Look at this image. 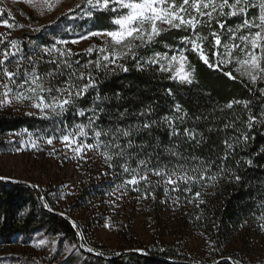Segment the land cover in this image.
Wrapping results in <instances>:
<instances>
[{
    "label": "trees",
    "instance_id": "1",
    "mask_svg": "<svg viewBox=\"0 0 264 264\" xmlns=\"http://www.w3.org/2000/svg\"><path fill=\"white\" fill-rule=\"evenodd\" d=\"M217 2L221 4L223 0ZM255 2L258 4L259 0ZM176 3H182V0H176ZM228 3H235V0H228ZM230 11L231 9L225 7V14L221 16L220 9L217 8L210 21L207 16L200 17L201 22L195 29L196 34L206 38L198 43L202 44L210 63L216 60L213 55L215 51L223 54L225 44L240 45L232 50V63L221 65L223 71L204 64L199 54L191 49V45L183 42L185 36L193 37V30L189 27L164 28L152 44L135 50L136 60L131 59L130 53L117 59L116 64H122L128 71L117 68L115 74L111 71L105 74L103 67L97 70L95 66L98 58L109 55L113 44L99 47L95 43L90 46H94L90 55L86 53L88 47L83 50L73 49L70 56L62 57L55 52L50 56L37 46L50 48L56 44L55 33L62 27H49V30L38 35H28L30 38L24 42V47L19 53L21 59L18 57L15 60L17 56L10 55L11 59L5 64L12 66L10 71L16 72L14 64L22 63L16 76L24 77L26 71H32L35 62V70L41 77L40 82L45 89L52 88L51 94L47 91L40 93L44 100L56 96V89L65 87L69 77L73 85L82 86L87 83V76L91 72L98 87L89 88L87 93L76 100V111L69 108L63 117L45 119L29 114H5L0 108V151H13L15 144L6 141L5 137L23 129L50 136L57 127L66 126V129L71 130L75 124H84L85 131L94 139V133L87 125L88 118L93 114L90 110H95L98 119L92 127L102 132L101 147L112 157L108 162L112 167L111 171L116 175L132 177L134 173L131 169L134 168L143 174L145 166L139 165L141 159L145 160L149 168L164 165L171 167L178 157L172 155L169 149H174L185 157L195 155L206 162L215 161L209 175L218 171V166H222L226 170L222 178L218 179L214 186H207L204 182L203 187L192 184L190 194L200 191V199L204 200L201 205L200 223L215 248L211 257L216 260L213 264H236L234 261L220 260L223 248L244 222L264 211V79L258 75V79L253 83L247 76H242L236 71L239 67L236 59H244L240 51L244 47L240 37L259 30L240 28L237 31V27L243 24L245 18L251 21L258 17V7L248 8L246 17L244 14L230 16ZM112 18L110 9H101L86 19L84 26H88L87 31L111 30L114 28ZM220 23L224 24L223 29L219 27ZM229 29H232V32H229ZM212 32L220 37L221 45L218 49L214 47V37L210 34ZM233 33L235 39H232ZM65 36H69V33ZM105 47L109 51L103 54L98 51L99 48ZM179 49H182L187 57V70L194 69L191 84L172 79L173 71H161L159 63L146 64L147 58L156 52L161 55L174 54ZM259 52L260 49L257 48L255 53ZM63 60H67L71 67L61 63ZM138 60L140 68L137 67ZM89 61L93 63L89 68H84L83 65ZM103 63L102 61V66ZM116 64L110 67L116 68ZM263 65L264 60L261 61V67ZM229 71L235 79L225 75ZM48 72L54 75L45 78ZM81 72L85 76L83 80L78 79ZM97 95L100 99H96ZM233 101L241 103H233L232 108H228L227 104ZM245 101L247 107L244 106ZM177 105L180 106V111L176 110ZM78 110H84L85 115L80 116ZM250 114L255 118L251 129L247 127ZM61 120L64 124H61ZM145 123L150 127L145 129ZM117 129L128 130L131 135L124 137L116 131ZM105 132L108 135H104ZM188 133L194 134V138H190ZM244 134L249 137L247 142L243 141ZM58 135L59 133H56V136ZM113 136L116 138L113 139ZM129 140L131 147H128ZM225 141L232 145L231 149L227 148ZM117 144L124 150L122 156L117 155L120 151V148L116 147ZM226 152L228 159L223 160ZM249 159L252 161L251 165L246 163ZM125 164L129 168L128 172L123 171ZM232 173L240 177L238 182L232 178ZM148 176L155 177L151 173ZM178 183L179 190L176 194L186 195L184 189L187 185ZM140 186L142 191L157 196L165 192L164 185L157 182L151 185L142 182ZM102 194L101 187L88 186L84 189L81 199ZM53 206L48 190L0 179V246L26 242L39 233L58 237L61 243L69 246L77 245L80 240L77 228L68 218L54 210ZM83 253L85 264H195L185 261L182 255L169 246L147 249L143 253L128 251L111 257ZM74 257L79 256L72 253L66 261L71 264L78 263Z\"/></svg>",
    "mask_w": 264,
    "mask_h": 264
},
{
    "label": "rangeland",
    "instance_id": "2",
    "mask_svg": "<svg viewBox=\"0 0 264 264\" xmlns=\"http://www.w3.org/2000/svg\"><path fill=\"white\" fill-rule=\"evenodd\" d=\"M217 1L215 0V3L219 5ZM92 2L95 4L96 0ZM48 3L53 5L52 11L47 10L44 0H0V9H3L0 11V41H2L0 52L15 51L17 56L15 60H17L24 42L30 38L28 35H38L49 30V27L57 26L62 28L60 30L58 28L55 33L56 41L61 39L69 41L67 45L56 43V47L60 49L83 50L95 43L99 47L112 44L111 38L106 36L91 37L76 44L71 43L82 33L89 32L88 26H84V21L92 15L88 16L87 13L93 14L98 11L93 9L87 0H48ZM168 3H172V0H168ZM192 3L189 2V6H186L185 18L191 15L200 20L201 16L190 6ZM113 6L110 0L109 9ZM70 8L75 12L69 14ZM209 10L201 8V11ZM127 11L117 7V11L112 12V19L126 14ZM73 15L75 19L71 18ZM3 20H8L15 26L8 28L3 24ZM19 25L24 27L21 28ZM159 26L163 29L170 28L167 24ZM117 29L118 26L114 25L111 30ZM66 33H69V36H65ZM13 40L17 42L18 50L10 47V42ZM37 47L44 49L43 46ZM117 47L127 51L123 47ZM180 53H183L182 49L167 56L169 58L173 55L179 56ZM159 64H163L165 68L168 66L167 61L164 60ZM22 65L18 62L14 64L15 68H20ZM3 67H7L8 70L12 68L6 64ZM3 67L0 69L2 112L31 113L29 115L44 117L39 109L32 106V101L20 102L14 99V94L26 91L30 81L29 84H24L25 76H15L13 77L15 82L12 83L3 76ZM178 67V63L172 65L174 74ZM185 71H188L186 65ZM22 84L24 87H20ZM4 85L11 89L6 96ZM4 100L13 102L8 104L4 103ZM50 100L43 102L49 103ZM48 115L50 116L51 113L48 112ZM23 130L9 133L5 137L6 141L15 145L11 152L0 151V179L48 190L54 205L53 209L73 223L78 230L80 240L77 245L69 246L64 242L61 243L58 237L39 233L29 241L0 246V264H71L66 259L72 253L79 256L74 257L78 261L76 264H85L83 252L100 257H111L128 251L143 253L147 249L164 246L173 248L188 262L195 264L216 262L211 259L215 253L213 242L209 234L201 228L200 197L196 198L195 194L190 192L186 195H178L177 191H173L172 186H169L167 194L164 192L161 196H157L150 193L144 198L145 192L140 186L144 181H140L135 187L131 185L120 187L132 177L116 175L112 172V167L102 155L104 151L101 146L81 154H74L61 142L60 134L49 145L46 142L49 136L46 134L44 139H40L41 133L28 131L33 134L29 137ZM83 139L79 137L80 141ZM32 141L37 145L35 148L32 147ZM86 142L95 144V140L89 134ZM148 179L151 184L160 181L159 184L165 187L162 179L157 176H148ZM88 186L101 187L103 194L81 199L84 189ZM261 216H264V211H260L251 220L243 223L223 248L220 260L234 261L236 264L264 263V228L261 227L264 225V220L260 219ZM41 240H47L48 243L40 244ZM89 248L93 251H88Z\"/></svg>",
    "mask_w": 264,
    "mask_h": 264
},
{
    "label": "snow or ice",
    "instance_id": "3",
    "mask_svg": "<svg viewBox=\"0 0 264 264\" xmlns=\"http://www.w3.org/2000/svg\"><path fill=\"white\" fill-rule=\"evenodd\" d=\"M87 2L89 5L92 6L93 9L96 10L109 9L110 0H102V2L101 0H96L95 4H93L92 0H87ZM44 3L47 5L48 11L53 10V5L51 3H48V0H44ZM112 3L114 5L110 9V11L112 12H116L117 7H119L120 9L128 10L126 14L118 15L117 18L111 20V23H113L115 26H118L117 30H90L87 33H82L77 39H73L71 41L72 44H76L79 43L81 40H87L91 37H110L111 42L113 44V48L109 52V55H102L101 58H98L95 61L96 69L99 70L101 69V67H103V71L105 72V74H107L109 71L115 74L117 68L125 72L128 71V69L122 64H116L117 59L121 58L122 56H127L130 53L131 59L136 60L137 56L135 50L139 47H146L152 44L154 42V38L159 36L161 32L164 31V29L159 25L167 24L170 28L175 29H180L181 26L191 28L193 30V37L185 36L183 38V42L185 44L191 45V49L199 54L200 59L203 61L204 64L208 65L211 68L220 69L221 71H223L221 65H227L232 63V50L240 47V45L238 44H225L223 46V54H221L218 50L215 51L213 55L216 57V60L214 63H210L208 56L203 50L202 44L197 42L206 39L205 37L199 36L195 32L197 24L201 21H199L196 16L191 15L188 18H185V13L187 12L186 6H189V0H182V3H180L179 5H177L176 0H172V3H168V0H139V2H136V0H112ZM190 6L191 8L195 9L199 16H207L209 18V21L213 18V13L216 12L217 8L220 9L219 15L221 16L225 14L223 12V9L225 7H228L229 9H231L228 15L236 16L238 14H244L246 17L248 8L258 7V17H254L251 21L245 18L243 20V24L237 27V31H239L240 28H257L259 30L255 31L254 34L250 32L248 35L240 37V41L244 45V47L240 49V51L244 55V59H236V64L239 66L236 68V71H238L242 76H247L248 79L253 83H255V81L258 79V75L259 78L264 79V67H261V61L264 60V0H259L258 4L255 2V0H252V2H250V0H235V3L232 4H229L228 0H223V3L219 5L215 3V0H207V2H202V0H193V3ZM77 7H79V5ZM202 7L204 9L210 10L206 12L201 11ZM0 11H3V9H0ZM74 12V9H69V14H72ZM87 15L91 16L92 13L88 12ZM66 18L68 17L66 16ZM71 18L75 19V16L73 15L71 16ZM217 22L219 23V21ZM3 24L6 25L8 28H13L15 26L13 24H10L8 20H3ZM19 27L23 28L24 25H19ZM219 27L223 29L224 24L220 23ZM229 32H232V29H229ZM210 34L214 37V47L218 49L221 45L219 35H217L215 32H212ZM232 39H235L234 33L232 35ZM126 41L127 43H125ZM136 41L140 42L139 45L135 43ZM56 43L67 45L69 41L61 39L56 41ZM249 45L251 46V50H249ZM117 46L123 47L124 49H127V51L121 52ZM10 47L12 49H17V42L15 40L11 41ZM257 48L260 49L259 54L255 53V50ZM93 50L94 46L89 47L86 50V53L90 55ZM42 51L48 53L50 56L54 52L59 53V55L62 57L72 55L70 48L60 49L57 48L55 44L50 48H44ZM98 51L103 54L104 52L109 50L105 47L99 48ZM15 54V51L9 52L8 50L0 52V56H2V59H0V67L5 65V62L8 61L10 55L15 56ZM161 60L167 61L168 65L167 68H165L164 65L161 64V71H171L172 65L174 63H178L179 67L176 69L172 79L178 78L181 83L191 84L193 82L194 69H192L191 71H185L187 57L183 53H180L179 56L173 55L169 58L167 54H164L162 56L160 53L156 52L151 57L147 58L146 64H157L160 63ZM102 61L104 62L103 66ZM61 63L67 64V60H63L61 61ZM76 63H79V61H76ZM92 63V61H89L88 63L84 64L83 67L89 68ZM33 64L34 66L32 68V71L25 72L24 84H29L30 81L29 86L27 87L25 92H18L14 94V99L20 102H23L24 100L32 101V106L34 108L39 109L41 115L44 116L45 119L63 117V115L68 111L69 108H72L75 112L76 100L81 98L85 93H87L89 88L94 89L98 87L96 78L91 74V72L87 76V83L83 84L82 86L73 85L71 83V77H69L67 85L63 88L58 87L56 89L57 95L51 97L49 103H44V97L40 95V93L47 91L49 94H51L52 88H44L43 83L40 82L41 77L35 70V62H33ZM113 64H116V68L110 67ZM67 66L71 67L70 64H67ZM137 67H141L139 60L137 61ZM19 71V67H17L16 72L9 71L7 67H3L2 74L5 78L14 83L15 81L13 80V77L18 75ZM53 75L54 73L48 72L45 74V78L52 77ZM225 75L229 76V78L235 79V77L232 76L231 71L226 72ZM78 79H85L83 72L80 73ZM24 84L20 85V87H24ZM4 87L6 89V96L8 92H11V89H9L7 85H4ZM96 99H100L99 95H97ZM3 102L11 104L13 101L4 100ZM233 103H241V101L230 102L227 104V107L232 108ZM243 103L244 106L247 107V102L245 101ZM176 110L180 111L179 105L176 106ZM90 111H92L93 114L88 118L89 123L87 125V128L91 129L94 133L95 144H89L86 142L88 139V133L85 131L86 126L84 124H75L71 130H67L66 126L57 127L54 132L50 134L49 138L46 139L47 144L51 145L53 143V140L57 138L56 133H59V139L61 140V142L64 143L65 147L71 150L74 154H81L84 153L86 150L99 148L102 143L100 141L102 132L97 131L95 128L92 127V125L95 123V120L98 119V116L96 115L95 110ZM48 112L51 113V116L48 115ZM78 114L80 116H84L85 112L84 110H78ZM165 119L167 120V118ZM254 119L255 118L250 114L247 123V127L249 129L252 128ZM61 124H64L63 120H61ZM143 127L147 129L150 127V125L145 123ZM23 131L25 133H28L29 137L33 135L32 133L28 132L27 129H24ZM116 131L122 134L124 137H128L131 135V132L128 130L117 129ZM185 131L187 133V130ZM103 134L108 135L107 132ZM188 135L190 138H194V134L188 133ZM79 137H83L84 139L80 141ZM39 138L44 139V134L42 133ZM115 138L116 137L113 136V139ZM248 138L249 137L247 134L243 135L244 142H247ZM225 145L228 149L232 148V145L229 144L227 141H225ZM36 146L37 145L35 141H32V147L35 148ZM131 146L132 143L129 140L128 147ZM116 147L120 148V145L117 144ZM262 151H264V149H262ZM123 152L124 150L120 148V151L117 153V155L122 156ZM169 152L172 155L178 157L177 162L172 164L171 167H169L168 165H164L162 167L149 168L146 166L145 160L141 159L139 161V165L145 166L143 168V174H141L135 168L131 169L134 175L130 180H126L124 184L120 187H126L128 185L135 187L140 183V181H144L145 184L150 185L151 181H149L148 175L149 173H151L152 175L161 177L162 182L165 184V194L168 193L169 186H172L173 191H178V182H183L185 185H187L184 190L186 192H190L192 184L202 185V187L204 186V184H207V186H214L216 182H218V179L222 178L223 173L226 171L222 166H218L219 170L209 175L215 161L209 160L206 162L205 160H202L195 155L185 157L174 149H169ZM102 155L106 158V162L111 161L112 157L108 154L107 151L103 152ZM222 159H228L227 152L225 153ZM246 163L248 165H251L252 161L249 159L248 161H246ZM123 171H129L127 164L123 166ZM231 175L235 181L238 182L240 180V177L238 175H235V173H232ZM202 182H204V184H202ZM157 183H160V181H158ZM136 190L139 191L138 188H136ZM148 194L149 193L145 192L144 198H147ZM200 196L201 192L197 191L195 193V197L199 198ZM153 198H155L154 195ZM200 203H204V200L201 199ZM260 219L264 220V216H261ZM261 227L264 228V225H261ZM47 243V240L40 241V244ZM88 251L91 252L93 251V249L89 248Z\"/></svg>",
    "mask_w": 264,
    "mask_h": 264
}]
</instances>
